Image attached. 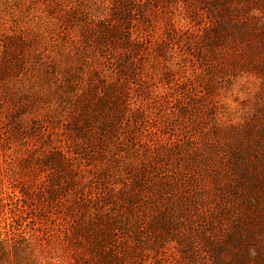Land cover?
I'll list each match as a JSON object with an SVG mask.
<instances>
[{
  "label": "rangeland",
  "instance_id": "rangeland-1",
  "mask_svg": "<svg viewBox=\"0 0 264 264\" xmlns=\"http://www.w3.org/2000/svg\"><path fill=\"white\" fill-rule=\"evenodd\" d=\"M0 179L60 264H263L264 0H0Z\"/></svg>",
  "mask_w": 264,
  "mask_h": 264
},
{
  "label": "trees",
  "instance_id": "trees-1",
  "mask_svg": "<svg viewBox=\"0 0 264 264\" xmlns=\"http://www.w3.org/2000/svg\"><path fill=\"white\" fill-rule=\"evenodd\" d=\"M2 185L3 182L0 179V264H60L59 262L53 260L47 244H44L43 242V238L34 237V234H27L25 230L20 231V224L17 223L18 217L12 220L14 224L7 223L6 219L8 218V216H6V212L4 211L6 203H4V198L2 196ZM151 198H155V196L152 194ZM158 198H160V202L165 199V197L162 195L158 196ZM161 206L162 204L158 205V208L160 209ZM167 209L168 206H164L159 213V218L154 219V224L152 225L153 229H156L157 231H164L166 229L169 230V227L164 226L167 225V223L163 224L162 222L163 218L167 215ZM178 209L180 210L181 206H179ZM16 210H18V208H16ZM182 210L185 211L186 209L183 208ZM143 215H145L146 218H153L152 216L146 215L145 213H143ZM168 217L169 216L164 218V220L168 219V222L169 220H171L172 222V218ZM236 221L237 223H239V225L243 222L242 219L239 220V217L236 219ZM129 226V224L125 225L126 228H128ZM137 228L135 232H138ZM100 235V231L95 233V249L97 251L99 250L98 255L102 264H111V256H107L105 253L101 252L104 250V241L106 240H104V238H101L102 236L100 237ZM105 235L108 236L109 240H113L110 235L106 233Z\"/></svg>",
  "mask_w": 264,
  "mask_h": 264
}]
</instances>
